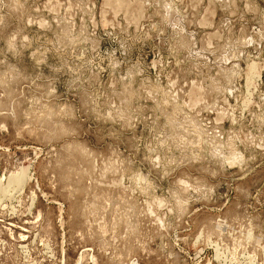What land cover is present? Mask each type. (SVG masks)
I'll return each mask as SVG.
<instances>
[{
  "label": "rangeland",
  "instance_id": "rangeland-1",
  "mask_svg": "<svg viewBox=\"0 0 264 264\" xmlns=\"http://www.w3.org/2000/svg\"><path fill=\"white\" fill-rule=\"evenodd\" d=\"M0 264H264V0H0Z\"/></svg>",
  "mask_w": 264,
  "mask_h": 264
},
{
  "label": "bare ground",
  "instance_id": "bare-ground-1",
  "mask_svg": "<svg viewBox=\"0 0 264 264\" xmlns=\"http://www.w3.org/2000/svg\"><path fill=\"white\" fill-rule=\"evenodd\" d=\"M252 68H253V66H252ZM25 178H26L25 174L21 172L20 174L15 175L14 177H11V178L9 177L8 183H10L11 186L14 184V185H16L15 187H17V186H20L24 183ZM10 184H7V185H10Z\"/></svg>",
  "mask_w": 264,
  "mask_h": 264
}]
</instances>
